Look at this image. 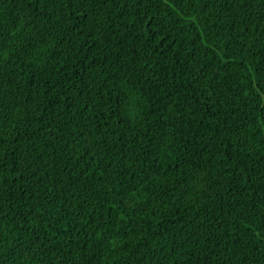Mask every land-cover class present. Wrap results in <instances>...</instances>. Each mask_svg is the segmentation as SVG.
I'll use <instances>...</instances> for the list:
<instances>
[{
    "label": "trees",
    "instance_id": "1",
    "mask_svg": "<svg viewBox=\"0 0 264 264\" xmlns=\"http://www.w3.org/2000/svg\"><path fill=\"white\" fill-rule=\"evenodd\" d=\"M0 264H264V0H0Z\"/></svg>",
    "mask_w": 264,
    "mask_h": 264
}]
</instances>
